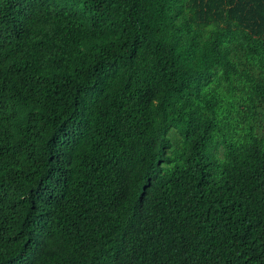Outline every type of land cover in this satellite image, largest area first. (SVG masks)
Here are the masks:
<instances>
[{
	"label": "trees",
	"instance_id": "trees-1",
	"mask_svg": "<svg viewBox=\"0 0 264 264\" xmlns=\"http://www.w3.org/2000/svg\"><path fill=\"white\" fill-rule=\"evenodd\" d=\"M0 264H264V0H0Z\"/></svg>",
	"mask_w": 264,
	"mask_h": 264
}]
</instances>
